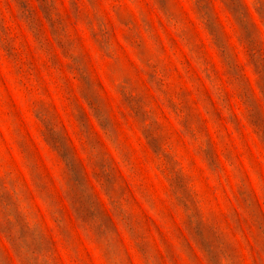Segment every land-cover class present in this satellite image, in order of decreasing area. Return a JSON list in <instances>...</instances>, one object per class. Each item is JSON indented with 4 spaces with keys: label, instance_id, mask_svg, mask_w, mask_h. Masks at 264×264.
I'll return each mask as SVG.
<instances>
[{
    "label": "clouds",
    "instance_id": "9594fccd",
    "mask_svg": "<svg viewBox=\"0 0 264 264\" xmlns=\"http://www.w3.org/2000/svg\"><path fill=\"white\" fill-rule=\"evenodd\" d=\"M240 3L250 39L235 33L218 68L179 0H0V126L17 154L0 152V264H264V17Z\"/></svg>",
    "mask_w": 264,
    "mask_h": 264
},
{
    "label": "rangeland",
    "instance_id": "374dc122",
    "mask_svg": "<svg viewBox=\"0 0 264 264\" xmlns=\"http://www.w3.org/2000/svg\"><path fill=\"white\" fill-rule=\"evenodd\" d=\"M179 6L195 24L199 42L204 45L208 56L214 63H217L218 68L217 53H220L225 60L228 59L232 46L235 43V33L242 30L243 37L250 39L252 25L248 24L244 19V9L240 0H195L194 3L193 0H179ZM195 14H199L203 19L206 31L201 27L200 22L195 19ZM247 15L257 18L264 17V0H254V6L247 8ZM101 83H103L102 79ZM49 91L52 96V104L55 107V115L63 125L64 136L70 141L71 146L78 148L77 137L74 135L76 131L75 121L67 114L61 98L52 89ZM91 102L93 104L96 103L94 99ZM80 107L83 108L85 115L88 116L89 122H92L87 106L81 102ZM253 120L257 127L264 132V120L256 114L253 115ZM25 126L27 137L29 138L28 147L36 158L37 163L47 169L50 175L55 176V168L51 164L52 153L48 145L44 143L37 127L27 120H25ZM48 141L54 149L59 151L62 157L68 155L70 150L65 145L61 136L51 134L50 132L48 134ZM5 150L11 155L12 159H17L15 145L11 142L4 127L0 126V152Z\"/></svg>",
    "mask_w": 264,
    "mask_h": 264
}]
</instances>
